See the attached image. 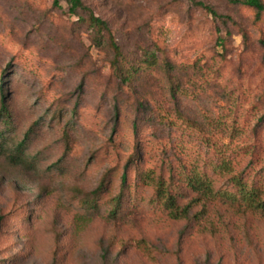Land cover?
<instances>
[{"label": "rangeland", "instance_id": "1", "mask_svg": "<svg viewBox=\"0 0 264 264\" xmlns=\"http://www.w3.org/2000/svg\"><path fill=\"white\" fill-rule=\"evenodd\" d=\"M83 1L108 21L126 67H142L131 81L83 10L0 0V105L6 91L12 114L0 129L11 147L28 135L31 160L0 156V264H264V215L218 205V231L202 232L138 181L197 163L213 175L226 158L264 186V13L229 0Z\"/></svg>", "mask_w": 264, "mask_h": 264}, {"label": "trees", "instance_id": "2", "mask_svg": "<svg viewBox=\"0 0 264 264\" xmlns=\"http://www.w3.org/2000/svg\"><path fill=\"white\" fill-rule=\"evenodd\" d=\"M229 1L256 9L257 19L260 20L262 18L264 0ZM66 2L71 13L77 14L79 10H83L87 14L82 19L93 28L95 42L98 45L104 42L108 43L115 55L113 66L116 72L123 81H131L141 71L142 67L133 65L126 67V56L114 37L108 21L96 15L83 0H66ZM55 4L58 5V0H55ZM196 4L215 17L219 16L214 8L204 2L198 1ZM147 61L154 64L156 56ZM166 65L169 67L168 62ZM11 118L12 114L8 105L7 94L4 91L0 105V120H4L7 123L10 122ZM135 127H137L136 123ZM8 131V129H0V156L7 157L13 164H20L31 169V160L25 154L28 135L11 147L7 145ZM204 139L206 140V138ZM206 144L207 146L211 145L209 139L206 140ZM132 161L130 160L129 163H132ZM210 165L213 175L209 174L208 170L203 169L198 163L189 168L184 165L180 170L170 166L168 174L162 171L158 172L154 168H148L138 172V181L154 189L150 203L166 211L170 218L184 220L189 228L197 227L202 232L216 233L218 231V224L209 215L211 210L218 205H222L226 210L264 215L263 185L259 184V182H250L245 172H235L231 162L226 158ZM214 175L226 178V185H217ZM126 182L127 173L125 172L122 177L123 186H126ZM105 185L106 179L103 180L98 192ZM123 198L122 192L113 199L114 206L111 211L113 217L118 216L123 204ZM93 201L96 204V201ZM140 244L147 248L144 241H141Z\"/></svg>", "mask_w": 264, "mask_h": 264}]
</instances>
